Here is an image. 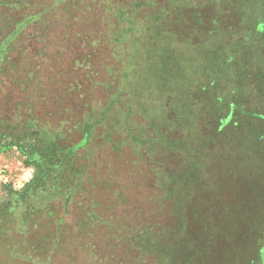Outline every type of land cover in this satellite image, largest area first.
<instances>
[{"label": "rangeland", "instance_id": "1", "mask_svg": "<svg viewBox=\"0 0 264 264\" xmlns=\"http://www.w3.org/2000/svg\"><path fill=\"white\" fill-rule=\"evenodd\" d=\"M25 1L29 3L0 0V120L13 117L23 122L30 118L49 132L62 134L61 145L70 147L83 137L82 128L88 137L84 145L73 148L74 160L69 167L70 172L79 169L74 184H81V189L73 197H59L50 205L55 207L56 216H40L37 225L23 237L17 231L5 237L0 264H154L150 255L153 250L158 256L171 254L174 260L180 253L175 257L167 250L174 235L165 230L167 226L172 229L175 219L171 201L154 184V174L162 171L153 167L155 160L148 162L147 157L135 155L126 136L145 134L144 124L152 123L149 117L146 122L145 109L152 111L164 104L174 89L171 84L182 79V70L170 58L174 54L181 59V53L194 51V46L183 37L181 31L191 26L178 12L194 4L199 11L203 0H176L179 7L170 12L160 10L170 0H147L138 12L130 0ZM117 2L127 11L130 22L138 18L144 31L121 24V18L116 17ZM240 2L245 14L264 15V0ZM132 12L136 16L132 17ZM148 20L162 21L161 33ZM183 21L178 28L181 31L175 32ZM161 62L163 74L158 70ZM148 67L156 73H147ZM158 73L170 75L169 86L161 83ZM199 79L195 76V87ZM140 84L146 88L142 90ZM159 97L164 98L163 103ZM93 119L98 122H90ZM151 119H155L153 115ZM114 121L119 125L117 130L130 126L125 146L118 151L109 142L124 139L122 133L105 135ZM7 123H1L0 131L9 133ZM20 131L26 132L24 128ZM3 140L18 143L10 134ZM148 145V150L160 155L167 151ZM23 160L16 147L0 151V201L3 184L18 189L32 178L35 170L25 166ZM170 160L175 165L174 159ZM223 202L229 204L231 200ZM90 206L98 216L93 227L86 219ZM60 216H65L63 226L56 223ZM35 218L37 215H32V220ZM137 246L141 250H135ZM260 252L262 264L264 248Z\"/></svg>", "mask_w": 264, "mask_h": 264}, {"label": "trees", "instance_id": "2", "mask_svg": "<svg viewBox=\"0 0 264 264\" xmlns=\"http://www.w3.org/2000/svg\"><path fill=\"white\" fill-rule=\"evenodd\" d=\"M174 1L162 4L160 10L177 9L179 2ZM145 2L130 0L129 4L138 12L145 7ZM201 3L199 11L194 4L187 11L178 12L191 27L178 30L183 21L175 27V32L181 31L194 51L191 46V52L181 53V59L177 60L174 54L169 57L182 70V79L171 84L174 89L165 97L164 104L156 105L152 111L145 109L146 122L147 117L152 122L144 124L145 134H125L130 126L117 130L119 125L114 121L113 130H105V135L121 132L124 139L109 142L114 151L125 146L127 137L135 155L147 157L148 162L155 160L153 167L162 171L154 174V184L170 199L171 215L175 218L172 229L165 227L167 234L174 235L167 250L175 253V257L180 254L173 260L171 254V258L165 252L158 256L153 250L150 255L155 259L154 264H259L264 246V15L245 14L246 8H242L240 0H203ZM136 12L131 13L132 17ZM126 13L117 2L116 17L121 18V24L130 25V30L135 26L144 31L138 18L130 22ZM147 23L161 33L162 21L148 20ZM11 37L12 34L7 42ZM130 51L134 56L133 49ZM158 65L163 74L161 68L165 67L162 62ZM146 69L147 73H156L153 68ZM162 74L158 73L161 83L169 86L170 75ZM194 75L200 77L196 87ZM139 87L146 88L144 84ZM159 98L163 103L164 98ZM152 100L155 104L153 96ZM34 121L28 118L22 122L13 117L0 120V125L7 123L9 132L0 131V151L16 147L24 156V165L35 170L21 188H13L10 183L2 186L0 246L15 231L21 237L26 235L37 225L40 216H56L55 207L50 205L60 200L59 197L75 196L81 189V184H74L80 175L79 169L72 168L70 172L69 167L74 160L73 148L87 142L85 128H82L83 137L70 147L61 145L62 134L49 132L47 127L38 126ZM21 128L26 132L22 133ZM8 134L17 137L18 143L4 142ZM150 143L167 151L160 155L158 151L148 150L146 145ZM109 178L111 184L112 177ZM114 181L116 184V177ZM210 186H214L213 190ZM223 200L231 203L225 204ZM90 209L93 212L87 211L86 219L93 227L98 216L91 206ZM32 215L37 218L32 220ZM57 219V225L63 226L65 216ZM137 249L141 250L138 246Z\"/></svg>", "mask_w": 264, "mask_h": 264}, {"label": "crops", "instance_id": "3", "mask_svg": "<svg viewBox=\"0 0 264 264\" xmlns=\"http://www.w3.org/2000/svg\"><path fill=\"white\" fill-rule=\"evenodd\" d=\"M263 248H264V246L261 248V250L260 251H262L263 250ZM261 253V252H260ZM263 257H264V255H263ZM262 258V257H261ZM262 264H264V263H262Z\"/></svg>", "mask_w": 264, "mask_h": 264}]
</instances>
